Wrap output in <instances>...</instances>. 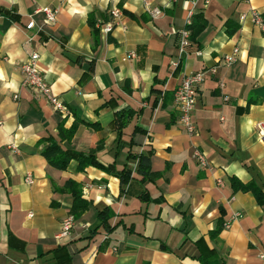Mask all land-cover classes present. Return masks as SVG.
Returning a JSON list of instances; mask_svg holds the SVG:
<instances>
[{
	"label": "crops",
	"instance_id": "0c3cea01",
	"mask_svg": "<svg viewBox=\"0 0 264 264\" xmlns=\"http://www.w3.org/2000/svg\"><path fill=\"white\" fill-rule=\"evenodd\" d=\"M112 4L0 0V264H204L201 255L215 264H264V207L230 184L235 176L264 191L257 132L264 121V35L239 19L251 9L264 14V0H119L116 21ZM42 6L57 10L56 21L38 29L43 15L34 11ZM155 7L160 13L152 16ZM198 12L205 27L182 53L177 32ZM31 14L37 27L28 29ZM234 47L236 61L223 65ZM32 52L66 111L22 85L20 65ZM199 70L206 74L193 110L196 133L188 135L177 123L173 92ZM126 106L141 113L117 140L114 114ZM75 115L99 127L80 124L62 148L93 153L117 169L127 165L126 184L91 165L79 170L76 160L58 169L41 154L39 140L56 136L61 121L69 127ZM135 126L143 131L133 133ZM149 150L151 171L159 175L141 181L138 161L128 154ZM195 151L207 166L197 163ZM68 179L81 185L89 206L68 237L56 238L70 215L71 196L62 189ZM105 207L113 229L90 235Z\"/></svg>",
	"mask_w": 264,
	"mask_h": 264
},
{
	"label": "trees",
	"instance_id": "16d2710c",
	"mask_svg": "<svg viewBox=\"0 0 264 264\" xmlns=\"http://www.w3.org/2000/svg\"><path fill=\"white\" fill-rule=\"evenodd\" d=\"M88 23L93 28L94 32H98V27H96V19L94 15H89ZM230 23V22H227ZM205 27V20L203 18V14L201 12L195 13L192 15L189 23L185 25L184 28L188 29L189 40H195L196 34ZM237 28V25H233L231 31H234ZM190 45L186 48L189 49ZM153 93H160L158 89L153 88ZM167 95V94H166ZM164 95V96H166ZM163 96V97H164ZM156 103V100L155 102ZM141 113V109H134L132 107L126 106L117 110L114 114V119L112 122V127L117 131L118 136L117 140L120 139L121 131L126 126V124L138 114ZM80 124H85L87 126H91L94 128H98L99 126L93 123H89L82 118L75 115L73 123L69 127H65L64 121H61L57 125V135L56 136H45L39 140V143L43 144L41 149V154L46 158L47 162L58 169H65L71 160H76L78 162V169L83 170L87 166L97 167L107 173L114 174L120 180L121 184H126L131 179L132 171L127 165H123L121 169H117L114 163L103 164L97 160L93 153H83L76 150L71 149H63L61 143L63 141H71L73 138L77 127ZM133 133L137 131H143L138 126L133 128ZM152 151L149 150L146 153L134 154L129 153L128 158L137 159L138 166L137 172L141 175V181H153L159 174L157 172L151 171L150 168V155ZM230 184L233 191H245L251 192L257 202L258 205L264 207V191L263 189L256 184L254 181H249L247 183L242 182L235 176L230 177ZM63 190H66L70 193L71 196V205L69 213L70 215L76 219L78 218L85 210H87L89 206V202L82 197V189L81 185L74 181L73 179L66 180ZM57 190V188H55ZM113 212L109 207H105L98 211L97 218L98 224L91 230L90 235H93L99 229H103L106 232H110L113 229V226L110 225V218L112 217ZM200 261L204 264H215V259L206 258L202 255L199 257Z\"/></svg>",
	"mask_w": 264,
	"mask_h": 264
},
{
	"label": "built area",
	"instance_id": "2783aa9c",
	"mask_svg": "<svg viewBox=\"0 0 264 264\" xmlns=\"http://www.w3.org/2000/svg\"><path fill=\"white\" fill-rule=\"evenodd\" d=\"M112 5L109 7V14L111 15L114 21L122 14L121 7L118 4L119 0H111ZM35 13H41L43 15L41 24L37 27L33 15L29 17V21L26 24V28L33 29L37 27L42 29L43 26H49L55 23L57 10L49 6L38 7ZM151 15L156 16L160 13L158 8L150 9ZM240 21L249 19L255 26H257L264 35V14L251 9L247 13H241L239 16ZM114 22H107L103 25L102 30L104 32H109L113 28ZM189 30L186 28L179 29L177 32L178 38V48L182 53L186 52V48L190 45L189 40ZM239 49L234 47L229 54H225L221 58V63L223 65H230L236 61L237 54ZM132 56L131 54L127 55V58ZM39 54L36 52L30 53L28 58L21 63L20 70L22 73V85L28 87L32 90L37 91L43 98H45L56 111H66V107L63 102L53 93L51 85L46 80L43 73L38 67ZM214 68L211 69L213 71ZM206 71L199 70L194 73L186 75L183 80L175 87L173 92L174 103L178 111L177 123L182 127V129L188 135H194L196 133V125L193 120V110L196 103V94L198 86L203 82L205 78ZM257 132L260 141L264 142V121H259L257 123ZM194 158L199 165L207 166L208 163L200 151H195ZM26 182L31 183L32 178L30 174H27L25 177ZM217 184L221 185L222 181L217 180ZM235 216H239L238 213ZM74 224V218L71 215H67L62 219L60 223V228L56 234V238L68 237L71 233V229ZM225 227H229V223L225 224Z\"/></svg>",
	"mask_w": 264,
	"mask_h": 264
}]
</instances>
